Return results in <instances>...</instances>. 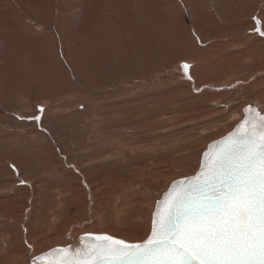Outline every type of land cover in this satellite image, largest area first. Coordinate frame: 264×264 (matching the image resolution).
<instances>
[{
  "label": "rangeland",
  "instance_id": "1",
  "mask_svg": "<svg viewBox=\"0 0 264 264\" xmlns=\"http://www.w3.org/2000/svg\"><path fill=\"white\" fill-rule=\"evenodd\" d=\"M254 16L264 0H0V264L85 228L143 238L171 182L264 100ZM40 106L39 125L18 118Z\"/></svg>",
  "mask_w": 264,
  "mask_h": 264
},
{
  "label": "snow or ice",
  "instance_id": "2",
  "mask_svg": "<svg viewBox=\"0 0 264 264\" xmlns=\"http://www.w3.org/2000/svg\"><path fill=\"white\" fill-rule=\"evenodd\" d=\"M252 19L264 37V22ZM190 67L180 66L189 80ZM43 112L18 118L39 125ZM31 264H264V106H245L235 128L207 146L198 170L171 182L143 238L85 233L79 246L37 254Z\"/></svg>",
  "mask_w": 264,
  "mask_h": 264
},
{
  "label": "bare ground",
  "instance_id": "3",
  "mask_svg": "<svg viewBox=\"0 0 264 264\" xmlns=\"http://www.w3.org/2000/svg\"><path fill=\"white\" fill-rule=\"evenodd\" d=\"M260 105H261V106H264V100L260 102ZM82 229H83V228H82ZM79 232H80V231H78V233H79ZM84 232H85V233L88 232V229L85 228V229H84ZM147 233H148V232H146V234H147ZM97 234H98V233H97ZM99 234H105V233H99ZM107 234H108V233H107ZM146 234H145V235H146ZM145 235H144V236H145ZM82 236H83V235H82ZM118 236H119V235H118ZM118 236L116 237V236L114 235L113 237L119 238ZM80 237H81V236H80ZM80 237H79V238H80ZM79 238H78L77 240H74L73 242H71V245H73L74 247L79 246ZM120 238H123V237H121V235H120ZM132 241H133V240H132ZM135 241H137V240H135ZM61 247H63V246H61ZM55 248H58V247H55ZM55 248H52V249H55ZM50 250H51V249H50ZM48 251H49V250H48ZM48 251H47V252H48ZM38 254H39V253H38ZM27 264H31V258H29V261L27 262Z\"/></svg>",
  "mask_w": 264,
  "mask_h": 264
}]
</instances>
